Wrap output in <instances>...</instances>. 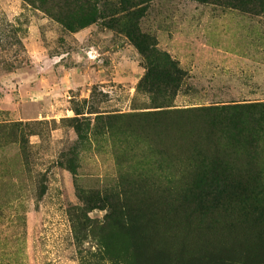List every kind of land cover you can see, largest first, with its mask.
I'll list each match as a JSON object with an SVG mask.
<instances>
[{
	"label": "rangeland",
	"instance_id": "rangeland-1",
	"mask_svg": "<svg viewBox=\"0 0 264 264\" xmlns=\"http://www.w3.org/2000/svg\"><path fill=\"white\" fill-rule=\"evenodd\" d=\"M79 4L0 0V264H264V14Z\"/></svg>",
	"mask_w": 264,
	"mask_h": 264
},
{
	"label": "trees",
	"instance_id": "trees-1",
	"mask_svg": "<svg viewBox=\"0 0 264 264\" xmlns=\"http://www.w3.org/2000/svg\"><path fill=\"white\" fill-rule=\"evenodd\" d=\"M152 0H117L116 2L101 3V0H78L80 3L73 14L79 15V18L59 17L58 22L69 32L87 27L106 13V18L118 23L128 40L134 44L138 51L146 56L147 47L155 48L156 43L152 37L143 33L139 29V21L145 13V5ZM201 2H211L227 8L239 10L243 13L261 15L264 14V0H196ZM105 17V16H103ZM168 68L165 70L168 74L177 76L179 71L174 63L165 56ZM156 82L158 87L164 86ZM77 114H83L75 108Z\"/></svg>",
	"mask_w": 264,
	"mask_h": 264
}]
</instances>
